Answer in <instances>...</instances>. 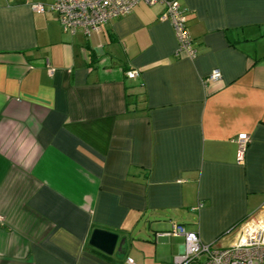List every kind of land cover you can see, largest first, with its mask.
I'll list each match as a JSON object with an SVG mask.
<instances>
[{
	"label": "crops",
	"instance_id": "obj_1",
	"mask_svg": "<svg viewBox=\"0 0 264 264\" xmlns=\"http://www.w3.org/2000/svg\"><path fill=\"white\" fill-rule=\"evenodd\" d=\"M54 1L0 0V264H170L175 223L233 244L264 209V0H178L194 57L166 0L90 36L32 8Z\"/></svg>",
	"mask_w": 264,
	"mask_h": 264
},
{
	"label": "built area",
	"instance_id": "obj_2",
	"mask_svg": "<svg viewBox=\"0 0 264 264\" xmlns=\"http://www.w3.org/2000/svg\"><path fill=\"white\" fill-rule=\"evenodd\" d=\"M144 1L152 4L157 0H55L52 4L43 5L34 2V10L45 13L48 10L58 12L60 21L65 31L83 32L87 36L99 32L102 27L112 19L130 12L134 5ZM166 11L161 15L162 19L169 18L175 29L179 48L177 56H196L197 48L194 38L188 30V16L182 9L178 0H166ZM51 72L55 71L53 68ZM129 78H136L140 75L134 69L127 73ZM222 73L219 68L213 70L207 80H221ZM238 143L240 159L250 141L247 132L240 133L236 138ZM243 160V159H242ZM199 203L198 209L202 206ZM233 231H237L236 240L231 245L222 246L218 242L207 243L203 241L200 233L188 229L185 225L175 223L172 228L155 235L182 236L184 237V248L174 257L170 264H264V209L254 217H247L237 224ZM130 264H138L133 257H128Z\"/></svg>",
	"mask_w": 264,
	"mask_h": 264
},
{
	"label": "water",
	"instance_id": "obj_3",
	"mask_svg": "<svg viewBox=\"0 0 264 264\" xmlns=\"http://www.w3.org/2000/svg\"><path fill=\"white\" fill-rule=\"evenodd\" d=\"M90 245L105 251L108 254H113L116 250V246L120 240V236L118 232H114L107 228L96 227L90 237ZM126 245V240L122 239L119 248L120 251L122 247Z\"/></svg>",
	"mask_w": 264,
	"mask_h": 264
},
{
	"label": "trees",
	"instance_id": "obj_4",
	"mask_svg": "<svg viewBox=\"0 0 264 264\" xmlns=\"http://www.w3.org/2000/svg\"><path fill=\"white\" fill-rule=\"evenodd\" d=\"M231 230H232V229H230V231H229V232H231ZM227 232H228V231H227Z\"/></svg>",
	"mask_w": 264,
	"mask_h": 264
}]
</instances>
